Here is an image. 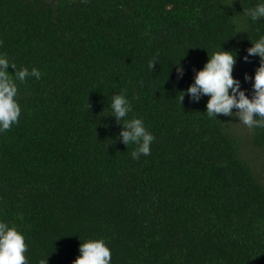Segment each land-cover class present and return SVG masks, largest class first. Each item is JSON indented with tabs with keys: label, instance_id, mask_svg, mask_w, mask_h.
<instances>
[{
	"label": "trees",
	"instance_id": "1",
	"mask_svg": "<svg viewBox=\"0 0 264 264\" xmlns=\"http://www.w3.org/2000/svg\"><path fill=\"white\" fill-rule=\"evenodd\" d=\"M257 2L0 0V54L41 72L17 82L19 122L0 132V219L28 264H72L86 239L111 264H264V128L180 102L221 46L250 94L259 58L243 57L264 19L243 10ZM121 93L155 137L138 160L110 116Z\"/></svg>",
	"mask_w": 264,
	"mask_h": 264
},
{
	"label": "clouds",
	"instance_id": "2",
	"mask_svg": "<svg viewBox=\"0 0 264 264\" xmlns=\"http://www.w3.org/2000/svg\"><path fill=\"white\" fill-rule=\"evenodd\" d=\"M244 15L253 22L264 19V0H258L255 6L243 10ZM243 32V31H238ZM213 52L202 69L195 70L193 82L185 91L180 102L187 95L192 103H199L203 97H208L206 111L210 119L218 116L233 117L238 119L248 128H264V36L251 41V47L246 49L243 57L245 62L250 57L259 58V66L254 76L247 73L244 81H252L251 92L242 87L240 79L234 77V66L237 63L238 53L224 50ZM157 62L150 60L148 67L154 68ZM177 78L182 79L184 68L176 64ZM14 69L12 75L9 68ZM39 80L41 72L36 67L17 68L5 54H0V132L9 130L19 122L21 105L18 101V85L25 83L28 78ZM112 117L120 126L117 140L126 147L135 145L131 152L132 159L138 160L142 155L148 156L154 135L148 131L140 118L128 119L132 106L123 93L112 96L109 103ZM235 109V111H234ZM219 120V119H218ZM28 245L26 237L14 224L0 219V264H28L25 253ZM112 254L104 239H86L79 245V255L72 264H111ZM39 264H48V259H41Z\"/></svg>",
	"mask_w": 264,
	"mask_h": 264
},
{
	"label": "rangeland",
	"instance_id": "3",
	"mask_svg": "<svg viewBox=\"0 0 264 264\" xmlns=\"http://www.w3.org/2000/svg\"><path fill=\"white\" fill-rule=\"evenodd\" d=\"M241 124H239V126H240ZM242 127V126H241ZM242 128H244V127H242ZM245 129V128H244Z\"/></svg>",
	"mask_w": 264,
	"mask_h": 264
}]
</instances>
